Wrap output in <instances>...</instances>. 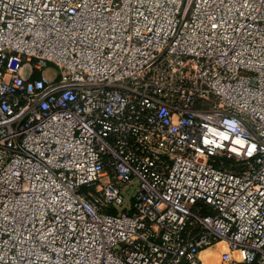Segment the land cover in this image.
<instances>
[{
	"label": "built area",
	"instance_id": "1",
	"mask_svg": "<svg viewBox=\"0 0 264 264\" xmlns=\"http://www.w3.org/2000/svg\"><path fill=\"white\" fill-rule=\"evenodd\" d=\"M216 256L264 264V0H0V264Z\"/></svg>",
	"mask_w": 264,
	"mask_h": 264
},
{
	"label": "rangeland",
	"instance_id": "2",
	"mask_svg": "<svg viewBox=\"0 0 264 264\" xmlns=\"http://www.w3.org/2000/svg\"><path fill=\"white\" fill-rule=\"evenodd\" d=\"M58 72L59 71L56 68H54V65L53 64H50L48 66V68H46L44 70V73H46V75L49 76V77H55V76H57ZM216 258H217V261H215V264H218L219 263L218 256H216Z\"/></svg>",
	"mask_w": 264,
	"mask_h": 264
},
{
	"label": "crops",
	"instance_id": "3",
	"mask_svg": "<svg viewBox=\"0 0 264 264\" xmlns=\"http://www.w3.org/2000/svg\"><path fill=\"white\" fill-rule=\"evenodd\" d=\"M213 256V255H216V249H212V250H208V251H206V252H204V253H202V258L204 259V260H206V261H208V259H209V256ZM214 263H215V261H214Z\"/></svg>",
	"mask_w": 264,
	"mask_h": 264
}]
</instances>
